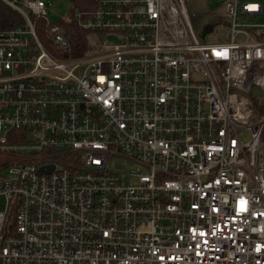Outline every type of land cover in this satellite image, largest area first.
I'll use <instances>...</instances> for the list:
<instances>
[{
  "label": "built area",
  "instance_id": "built-area-1",
  "mask_svg": "<svg viewBox=\"0 0 264 264\" xmlns=\"http://www.w3.org/2000/svg\"><path fill=\"white\" fill-rule=\"evenodd\" d=\"M0 1V264H264L263 5Z\"/></svg>",
  "mask_w": 264,
  "mask_h": 264
},
{
  "label": "rangeland",
  "instance_id": "rangeland-1",
  "mask_svg": "<svg viewBox=\"0 0 264 264\" xmlns=\"http://www.w3.org/2000/svg\"><path fill=\"white\" fill-rule=\"evenodd\" d=\"M47 4V20L57 23L72 12L70 0H44ZM187 11L192 16L198 36H205L207 42L212 41L214 30L220 28L219 24L226 21L224 0H184ZM242 3H257L262 5L264 0H243ZM264 21V17L260 18ZM229 38L228 33L226 39ZM109 40H112L111 38ZM6 174V172L4 173ZM5 201L0 197V213L4 212Z\"/></svg>",
  "mask_w": 264,
  "mask_h": 264
},
{
  "label": "trees",
  "instance_id": "trees-1",
  "mask_svg": "<svg viewBox=\"0 0 264 264\" xmlns=\"http://www.w3.org/2000/svg\"><path fill=\"white\" fill-rule=\"evenodd\" d=\"M72 3V12L74 11H88L91 12L95 9L97 5V0H70ZM263 13H264V5H263ZM22 23L20 15L2 3L0 1V31H4L10 29L13 26L20 25ZM40 25V22H38ZM191 24L194 31L197 34V29L194 25L193 18L191 19ZM38 32L40 37H42L40 33V29L38 27ZM68 38L70 40V52L63 56V58H75L81 55L83 51V47L86 43V35L80 30L75 23H73L70 27H68ZM49 49V46L45 44ZM51 50V48H50ZM15 159L10 158L8 156L0 155V171L3 168L14 165ZM8 227H6L3 231V236H7Z\"/></svg>",
  "mask_w": 264,
  "mask_h": 264
},
{
  "label": "crops",
  "instance_id": "crops-1",
  "mask_svg": "<svg viewBox=\"0 0 264 264\" xmlns=\"http://www.w3.org/2000/svg\"><path fill=\"white\" fill-rule=\"evenodd\" d=\"M242 1H243V0H240L241 3H242ZM224 2H225V0H224ZM224 2H223V4H224ZM262 5H264V3H263Z\"/></svg>",
  "mask_w": 264,
  "mask_h": 264
},
{
  "label": "water",
  "instance_id": "water-1",
  "mask_svg": "<svg viewBox=\"0 0 264 264\" xmlns=\"http://www.w3.org/2000/svg\"><path fill=\"white\" fill-rule=\"evenodd\" d=\"M52 169V167H49V170ZM42 171V170H41Z\"/></svg>",
  "mask_w": 264,
  "mask_h": 264
}]
</instances>
